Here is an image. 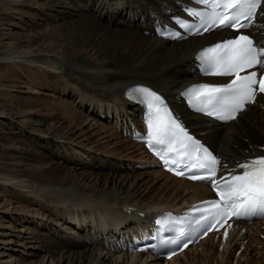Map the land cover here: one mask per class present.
Listing matches in <instances>:
<instances>
[{
    "label": "bare ground",
    "instance_id": "bare-ground-1",
    "mask_svg": "<svg viewBox=\"0 0 264 264\" xmlns=\"http://www.w3.org/2000/svg\"><path fill=\"white\" fill-rule=\"evenodd\" d=\"M177 1L0 0V70L11 66L26 75L0 85L10 91L0 110V151L10 157L9 168L0 166V217L5 219L0 223V264H264V222L234 233L222 252L209 237L201 249L190 248L167 262L106 246L110 231L138 232L161 210L183 211L212 196L204 184L159 168L137 170L133 158L101 150L109 140L107 132L114 136L120 124L137 122L138 108L124 97L130 85L146 84L164 93L192 131L226 161L264 155L263 99L225 125L179 103L181 89L206 80L196 76V51L228 35L220 31L170 42L145 33L153 18L167 19L166 10H177ZM52 22L55 26H49ZM260 22L264 31V17ZM56 29L61 30L59 37ZM90 42L93 52L88 54L83 47ZM48 88L71 100L56 101L64 106L48 112L46 103L40 105ZM112 115L114 123L108 122ZM121 141L125 146L118 152L132 142L134 155L151 162L141 144ZM38 157L58 159L54 163L74 180L41 184L25 167L28 161L39 164Z\"/></svg>",
    "mask_w": 264,
    "mask_h": 264
},
{
    "label": "snow or ice",
    "instance_id": "snow-or-ice-1",
    "mask_svg": "<svg viewBox=\"0 0 264 264\" xmlns=\"http://www.w3.org/2000/svg\"><path fill=\"white\" fill-rule=\"evenodd\" d=\"M208 10L185 8L189 16L198 18L199 23H190L180 17L175 23L187 32L200 34L214 28H232L240 33L233 39L224 40L203 49L198 59L204 65L206 74L218 76H234L231 83L216 85L200 83L186 88L181 96L187 99L190 107L199 112L217 117L220 120L234 119L247 103H254L257 92L264 94V74L255 70H264V43L254 41L249 35L243 34V29L254 26L257 15H264V0H197ZM258 9L260 12L258 13ZM161 35L181 38L180 32H174L166 25L157 28ZM138 94L141 102L148 109V139L149 148L156 151L165 166L170 171H176L181 162L187 161L195 168L206 173L203 176L193 175L192 179L208 181L216 190L219 200L205 202L209 205L202 214L197 225L203 226L218 216L228 215L231 209L233 216L245 215L257 208L264 210V156L239 164L241 174H233L223 184L216 181L218 159L205 148L200 141L189 134L182 123L172 114L164 98L157 92L146 87H137L129 92L130 98ZM169 155L176 159L169 160ZM186 166V165H185ZM183 175L182 171H176ZM171 214H169L170 218ZM166 220H157V224ZM214 227V225H212ZM186 232L180 230L176 236L152 245L155 250L167 245L178 244ZM227 238V232H225ZM187 246L186 244L184 245Z\"/></svg>",
    "mask_w": 264,
    "mask_h": 264
},
{
    "label": "rangeland",
    "instance_id": "rangeland-1",
    "mask_svg": "<svg viewBox=\"0 0 264 264\" xmlns=\"http://www.w3.org/2000/svg\"><path fill=\"white\" fill-rule=\"evenodd\" d=\"M49 21H52V18ZM46 23L47 22H44V24H46ZM53 23H55V22H52V24L50 23L49 26H55ZM56 30H57V32H54V33L56 34V37H57V35L59 37L61 30L60 31H59V29H56ZM61 35H62V33H61ZM79 44H77V45H79ZM23 48H25V47L23 46ZM83 48H84L86 53L91 54L93 52V50H92V48H93L92 42L86 44ZM17 49L18 48L16 47V48L13 49V51H16ZM112 57L115 58V56H113V55H112ZM21 71L22 70H20V68H14V67H11V66L10 67H6V68H2L0 70V85L1 86L9 85L11 81L16 80L17 78H20L21 75H25L24 72L23 71L21 72ZM9 92L10 91L5 90V89L4 90H0V110L5 108L3 103L7 99L6 95H8ZM45 92H46V94L41 96L43 99L42 98L40 99V101H42L40 103V105H44L46 103L47 106H48V107H46V104H45V107L47 108L46 109L47 111L48 110L51 111L53 109L59 108L58 106L60 104L58 105L57 103L59 102L60 99H66L67 101L71 100V97L69 95H66V97H60L62 94L58 90H55L54 88H48V90L45 91ZM56 101H57V103H56ZM42 103H44V104H42ZM62 105H63V103H62ZM62 105H60V107H62ZM53 106H57V107H53ZM50 111H48V112H50ZM61 111L64 112V109H61ZM85 113H87V109H86V111L83 110L82 113H80V114L83 116V114H85ZM58 116H60V114ZM111 134H112L111 132H107V135H108L107 136V140L109 139L107 141V144H110V145L106 144V147H105V145L102 144L100 146L101 150L105 152V153L103 152L104 154H109V155H111L113 157H117V156L118 157H122V156L126 155L125 157L133 158L131 160H133L134 162H136V161L141 162V163L144 162L143 160H139L141 155H139V156L134 155V154H136V152H134L136 147L131 145L132 142L131 143L127 142L129 145L126 144L128 149L125 152H122V153L118 152L117 149L120 146H125V144L121 141L124 137L119 135L120 133H118L117 135L114 134V136H113V134L112 135ZM2 136H3V132L0 130V141L2 139ZM112 136H113V138H109V137H112ZM22 138H23L24 141L27 140L26 143H28V144L31 143L29 141L30 139H28L26 136H23ZM125 138H127V137H125ZM61 154L63 156L66 153H65V151H61ZM8 159H10V157L9 156H2L1 155V151H0V166L6 167V168L8 166V168H9L10 165L6 164V160H8ZM38 159H39V162H38L39 164H33L32 162L28 161L29 165H26L25 167L27 168L29 173H32V175H34L35 177L38 178V181L41 184L58 185L56 183H69V182L74 180V177L72 175L67 174L64 171L63 168H61L60 166H57V164H55V163H57L56 160H58V159L52 160V158H48V157H38ZM49 160H51L52 162L48 163ZM138 162H136V163H138ZM137 170H146V169H139L138 168ZM130 171H132V170H130ZM111 172H109L107 170H104L102 173L108 174V173H111ZM103 177H104L105 180L107 179V175L103 176ZM98 178L100 179L101 177L99 176ZM100 180L104 183V180H102V179H100ZM47 200H48V197H46L44 199L45 202ZM50 215H52V214L50 213ZM3 220H5L4 217H0V223H2ZM6 220L10 221L8 219H6ZM13 225L14 226H19V225H16L15 223H13Z\"/></svg>",
    "mask_w": 264,
    "mask_h": 264
}]
</instances>
